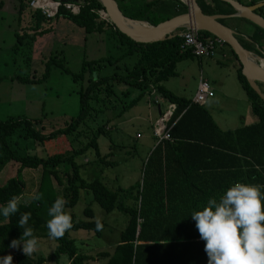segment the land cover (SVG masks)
<instances>
[{"label": "trees", "instance_id": "16d2710c", "mask_svg": "<svg viewBox=\"0 0 264 264\" xmlns=\"http://www.w3.org/2000/svg\"><path fill=\"white\" fill-rule=\"evenodd\" d=\"M29 1L14 0L13 6L19 14L22 11L28 12L27 16L34 20L35 25L40 20L50 22L52 17L64 16L83 27L85 32L106 30L108 38L115 36L122 43L119 56L105 57L109 63L116 64L124 56L131 54H135L136 58L131 64L128 62L117 64L120 69L110 73L98 71L104 59L83 58L79 71L71 74L73 79L86 75L84 85L78 89V110L62 126L44 132L35 127L38 118L16 115L0 119V170L9 160L17 162L14 175L0 184V205L6 204L12 196L18 197L22 193L24 182L20 170L23 167L40 168L39 184L35 193L43 194L40 201H33L31 198L25 201L27 203L21 201L19 211L10 218L6 219L0 214V258L11 249L9 247L11 241L20 239L22 235L23 229L18 226L22 213H31L28 224L34 229L36 237H47L46 224L50 219L48 209L55 199L57 197L66 199L68 204L65 210L68 212L67 209L73 206L78 198V189L83 188L90 192L91 199L106 212L116 208L127 213L118 240L107 248L86 252L80 248V240L77 245L75 239L67 232L62 239H53L54 249L46 255L26 257L21 247L12 248L10 254L13 258L12 264H43L50 260L57 262L62 253L67 255L69 264H85L87 260L96 257L103 258L102 264H204L205 242L200 238L195 221L190 215L194 211L202 210L209 198L218 200L227 188L236 182L264 185V100L256 94L241 74L240 63L235 54L222 42L220 46L227 45L236 59V77L256 119L233 129H221L201 103L177 96L160 83L175 74L174 67L177 61L194 55L189 48L180 45L182 42L180 35L157 41L137 42L98 15L96 10L102 8L98 0H81L76 13L59 5L53 16L44 15L39 8L31 6ZM253 1L250 0L247 4ZM116 2L125 15L145 19L153 24L186 10V5L180 0H116ZM197 2L206 13L234 11L223 0ZM255 11L264 18V4ZM252 24L259 34L250 36L249 42L240 37L239 41L246 48L257 52L264 43L261 40L264 38V30ZM51 25L49 23L46 28H51ZM198 32L201 37L210 34L204 30ZM62 59L48 56L40 76L17 75L16 78L23 82L43 80L49 73L50 63L68 71V68L63 67ZM115 83L143 90L152 85L160 96L175 102L169 122L180 115L169 129L171 139L158 143L142 163L141 179L130 183L126 188L110 189L98 178L90 181L82 179L74 157L86 148L92 147L95 155L104 160L105 156H100L98 151L96 139L104 132L103 126L106 122L97 124L95 128L91 127L89 122L96 120L99 112L110 102ZM127 91L122 90L121 93L126 96ZM140 97L141 92L121 104L117 114L134 105ZM186 122H191V128L189 126L185 128ZM18 127L24 129L25 135L42 143L63 137L67 144L80 141L75 147H67L64 150L59 148L45 155L30 152L19 154L9 143V136ZM186 146H191L190 163L179 153V148L181 150V147ZM64 164L66 167L62 169L61 165ZM128 195L134 201L132 205L125 203ZM82 212L85 219L72 217V230L81 228L91 231L94 235H100L101 231L95 230L96 219H93L91 208L85 206ZM70 215L72 216L71 213ZM101 221L105 225V222Z\"/></svg>", "mask_w": 264, "mask_h": 264}, {"label": "rangeland", "instance_id": "374dc122", "mask_svg": "<svg viewBox=\"0 0 264 264\" xmlns=\"http://www.w3.org/2000/svg\"><path fill=\"white\" fill-rule=\"evenodd\" d=\"M13 4L14 0H0V119L16 115L38 118L35 127L44 132L62 126L78 110V89L84 85L86 75L73 79L71 74L79 71L83 58L104 59L98 70L101 73L119 70L117 64L121 65L122 62L131 64L136 58L135 54H131L124 56L116 64L109 63L105 57L119 56L122 43L115 36L108 38L106 30L85 32L83 27L60 15L52 17L50 22L40 20L35 25L34 20L27 16L28 12L17 13ZM49 23L52 24L51 28H46ZM221 47L228 55H222ZM229 52L228 46L223 44L218 46L211 55L200 57V64L194 55L181 59L175 63V74L160 81L173 93L192 98L198 77L201 75L213 91V96L206 97L203 102L209 108L210 115L217 125L226 129L248 124L256 119L236 77L235 67L227 59L231 57ZM48 56L62 57L63 67L68 68V71L50 63L49 73L43 80L23 82L16 78L17 75L40 76ZM260 87L264 92V84H260ZM113 89L114 93L108 103L109 106L107 104L99 112L96 120L89 122L94 128L97 124L106 122L103 126L104 132H101L96 139L98 151L100 156H105L104 160L95 155L92 147L75 155L74 160L78 164V173L82 179L90 181L98 178L104 184L113 185L115 189L119 186L126 188L130 183L138 180L142 156L139 157L133 149L134 144L131 138L136 129L146 127L141 117L146 116L147 104H152L155 97L159 98L163 105L166 100L152 88V85L143 90L128 87L123 83H115ZM122 90H128V95L124 96L121 93ZM140 92L141 97L136 104L125 113H121L122 115H118L120 105ZM210 100H213L211 104ZM150 110L154 115L153 109L150 108ZM130 114L136 117L126 120ZM79 141L67 144L63 137L42 143L25 135L21 127L15 129L9 136L11 147L19 154L30 152L45 155L59 148L64 150L67 147H75ZM116 141L117 146L112 144ZM114 159L115 163L109 161ZM16 165L17 162L14 160L6 162L0 170V184L14 175ZM64 166L66 167L65 164L61 165V168L63 169ZM20 174L24 188L18 198L25 202L38 187L40 168L23 167ZM133 202L128 195L125 203L132 205ZM85 206H89L93 211V219L100 218L105 222L103 231L100 235H94L91 231L79 228L71 229L68 233L75 239L77 245L80 240L79 246L86 252L98 249L100 245H102L101 248L109 247L108 245L118 240L119 231L125 225L127 213L116 208L106 212L91 199L89 191L79 188L75 204L67 210L74 219H85L82 212ZM38 238L39 251L34 253L33 257L46 255L55 246V241L48 236ZM19 247L22 248V245ZM11 253L12 248L7 250L3 257ZM100 261L102 258L98 260L96 258L94 261L87 260L85 264H102ZM43 264H69V260L67 255L62 253L57 262L50 260Z\"/></svg>", "mask_w": 264, "mask_h": 264}, {"label": "clouds", "instance_id": "9594fccd", "mask_svg": "<svg viewBox=\"0 0 264 264\" xmlns=\"http://www.w3.org/2000/svg\"><path fill=\"white\" fill-rule=\"evenodd\" d=\"M103 9V8H102ZM78 12V11H77ZM213 100H210L211 104ZM264 185L236 182L219 197L209 198L202 210L190 216L195 221L200 238L205 242L207 264H264ZM40 201L42 193L30 197ZM21 201L12 196L6 204L0 205V214L10 218L19 211ZM27 203V202H25ZM68 201L57 197L48 209L46 227L50 239H62L73 228L72 216L65 210ZM31 213L20 215L18 226L23 229L20 239H13L9 245L18 248L26 257L39 251V238L29 226ZM100 218L95 221V230L103 231ZM12 256L0 258V264H12Z\"/></svg>", "mask_w": 264, "mask_h": 264}, {"label": "water", "instance_id": "95a60500", "mask_svg": "<svg viewBox=\"0 0 264 264\" xmlns=\"http://www.w3.org/2000/svg\"><path fill=\"white\" fill-rule=\"evenodd\" d=\"M103 8V16L110 21L120 32L137 42H150L180 35L181 30L195 28L204 30L220 38L235 54L240 63V72L249 86L264 100V92L260 84H264V52L261 49L254 51L241 44L236 31L223 23L221 18L237 16L245 18L264 30V18L255 9L264 4V1L243 3L239 0H223L227 2L233 12L206 13L199 6L197 0H180L186 5V10L169 16L156 23L145 19L125 15L119 8L116 0H98Z\"/></svg>", "mask_w": 264, "mask_h": 264}, {"label": "built area", "instance_id": "2783aa9c", "mask_svg": "<svg viewBox=\"0 0 264 264\" xmlns=\"http://www.w3.org/2000/svg\"><path fill=\"white\" fill-rule=\"evenodd\" d=\"M80 1L81 0H30L29 4L33 7L39 8L46 16H53L59 5H62L72 13H76L79 10ZM96 12L101 18L105 17L103 16L102 8L97 9ZM198 31L199 30L195 28L181 30L180 36L182 37V42L180 45L183 48H189L190 51L199 58L211 55L214 50L222 44V40L213 34L201 37V34ZM212 94L213 91L209 86V83L205 79L199 77L191 100L201 103L206 97L211 96ZM174 108L175 104L169 101L166 108L152 124V133L156 137V140L171 139L168 120ZM139 135L140 133H135V136Z\"/></svg>", "mask_w": 264, "mask_h": 264}, {"label": "crops", "instance_id": "0c3cea01", "mask_svg": "<svg viewBox=\"0 0 264 264\" xmlns=\"http://www.w3.org/2000/svg\"><path fill=\"white\" fill-rule=\"evenodd\" d=\"M241 2L243 3H247L249 2L250 0H240ZM256 0H254L253 2H255ZM261 1H264V0H261ZM222 22L225 23L226 25H228L229 27L233 28L235 31H236V35H237V38L239 39L240 38H243L245 40H248V42L250 41V36H254L255 33L259 34V31H256L253 24L248 22L247 20L241 18V17H237V16H231V17H223L221 18ZM231 21V22H226V21ZM262 41H264V38H261ZM220 47V46H219ZM222 49V55H228L226 54V51L221 47ZM261 49L264 51V43L261 47ZM230 53V52H229ZM231 57H227V59L229 60V62L232 64L233 67H236L237 65V62H236V59L233 57L232 54H230ZM199 64H200V58H197ZM199 77L203 78L201 75H199ZM198 77V78H199ZM204 79V78H203ZM206 80V79H205ZM198 82V81H197ZM197 85V84H196ZM167 89V88H166ZM212 89V88H211ZM169 90V89H168ZM170 91V90H169ZM172 92V91H171ZM173 93V92H172ZM175 94V93H173ZM177 95V94H175ZM177 96H182V95H177ZM213 96V94L211 95ZM184 97V96H182ZM193 97V96H192ZM210 97V96H208ZM161 98V97H160ZM163 99L166 100L165 102V105H163L161 103V101L159 100V98L157 99V97H155V99L152 101V104H147V112H146V116L144 117H141L142 120H144L145 122H143V125H146V127H144V129H136L134 131V133L138 132L140 133L139 136H132V144L133 145V149L137 152L138 156H142L141 158V168H142V163L146 160V158L148 157V155L150 154V152L152 151V149L158 144V143H161L162 140H166V139H160V140H156V137L153 135L152 133V124L154 123V121L159 117L160 113L166 108V105L167 103L169 102V100L165 97H162ZM187 98V97H185ZM192 99V98H190ZM172 102V101H171ZM175 104V102H173ZM136 104V103H135ZM134 104V105H135ZM201 104L205 107V109L207 110V112L210 114L209 112V108L204 104V102L202 101ZM250 104V102H249ZM133 106V105H132ZM130 108V107H129ZM128 108V109H129ZM153 109V112H155L154 115H152V111L150 110ZM126 109V110H128ZM125 110V111H126ZM174 110V109H173ZM125 111L122 112L125 113ZM173 112V111H172ZM127 113V112H126ZM121 114V115H122ZM119 115V114H118ZM172 115V113H171ZM180 114H178L174 119H172L171 122H169L168 120V124L171 125L174 123V121L179 117ZM211 116V115H210ZM136 116H133L132 114H130L129 116L126 117V120L128 119H131V118H134ZM171 117V116H170ZM212 118V117H211ZM170 119V118H169ZM213 119V118H212ZM214 121V120H213ZM215 122V121H214ZM216 123V122H215ZM217 124V123H216ZM142 125V124H140ZM242 125H245V124H242ZM242 125H239V126H242ZM190 127L191 128V122H186L185 123V128L187 127ZM219 127V125H217ZM239 126H235V127H239ZM235 127H232L230 129H233ZM221 128V127H219ZM170 129V128H169ZM221 129H226V128H221ZM138 143L137 145L135 143ZM112 144H114L115 146L118 145V142H112ZM112 144H110V146H112ZM120 144L124 145L123 143L120 142ZM97 146H98V143H97ZM114 149V148H113ZM171 152V151H170ZM168 152V153H170ZM113 152H111L112 154ZM179 153L181 155H183L185 158V160H188V162L190 163L191 162V146H186L184 148L181 147V150L179 148ZM110 162L112 163H115V159L114 160H109ZM139 180L141 179V172H140V176L138 178ZM107 187H109L110 189H113V185L110 186L109 184H106ZM120 187V186H119ZM134 192V191H133ZM138 220H140V218L138 217ZM117 241V240H116ZM115 241V242H116ZM114 244V243H112ZM112 244L108 245V246H111ZM102 246V245H100ZM99 246V248H101ZM98 248V249H99ZM102 248H105V247H102ZM97 260L98 258L100 257H96ZM94 258V259H96ZM207 255H206V259H205V262L204 264L206 263L207 261ZM94 259H92L94 261ZM69 260V259H68ZM100 262H103V258H102V261Z\"/></svg>", "mask_w": 264, "mask_h": 264}, {"label": "bare ground", "instance_id": "6f19581e", "mask_svg": "<svg viewBox=\"0 0 264 264\" xmlns=\"http://www.w3.org/2000/svg\"><path fill=\"white\" fill-rule=\"evenodd\" d=\"M262 62L264 63V60Z\"/></svg>", "mask_w": 264, "mask_h": 264}, {"label": "flooded vegetation", "instance_id": "af4514ba", "mask_svg": "<svg viewBox=\"0 0 264 264\" xmlns=\"http://www.w3.org/2000/svg\"><path fill=\"white\" fill-rule=\"evenodd\" d=\"M262 51H263V50H262ZM262 89H263V88H262ZM262 89H261V90H262Z\"/></svg>", "mask_w": 264, "mask_h": 264}]
</instances>
